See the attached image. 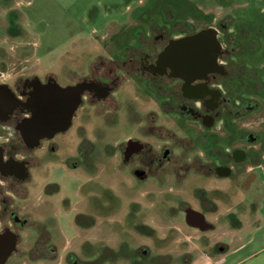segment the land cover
I'll return each mask as SVG.
<instances>
[{"label": "flooded vegetation", "instance_id": "flooded-vegetation-1", "mask_svg": "<svg viewBox=\"0 0 264 264\" xmlns=\"http://www.w3.org/2000/svg\"><path fill=\"white\" fill-rule=\"evenodd\" d=\"M125 10L124 23L92 36L96 48L67 49L41 75L5 81L0 64V84L23 102L0 114L2 156L15 162L0 171V234L16 237L3 264H158L160 220L212 231L219 201L242 189V204L264 184V0H135ZM56 166L115 181L131 205L122 238L59 242L62 210L76 239L94 206L68 214V196H50L57 183L41 187L43 218L19 216L32 171Z\"/></svg>", "mask_w": 264, "mask_h": 264}, {"label": "rangeland", "instance_id": "rangeland-1", "mask_svg": "<svg viewBox=\"0 0 264 264\" xmlns=\"http://www.w3.org/2000/svg\"><path fill=\"white\" fill-rule=\"evenodd\" d=\"M126 6L134 7L135 0H0V64L5 69V81H12L16 77L31 73L41 75L47 66L56 65L67 49L81 51L96 48L92 36H100L112 27L107 26L111 20L118 24L124 23L123 20L127 16ZM8 14L15 17V20L10 22L11 18H8ZM92 176L85 172L67 171L58 166L48 171L33 170L31 173L33 185L29 189L30 198L26 202H21L25 210L19 211V216L27 215L29 224H32L33 218H43L46 213L41 203L43 199L41 187L44 183H57L61 189L50 196L59 198L61 195H67L71 208L69 212L67 211L68 214H71L76 206L82 207L84 203L85 206L88 204L94 206L93 226L90 229L80 228L76 239L77 231L69 227L71 219L62 210L59 242L71 241V245L76 247L82 239H89L98 245L103 241L122 238L124 235L120 232V218L123 216V211H130L131 205L116 197V188L118 189L119 186L117 187L115 181L109 178L105 171L97 170ZM109 181L111 186L107 185ZM251 185L250 190L246 192L248 197L242 204L240 202L234 206L241 201V197H244L245 192L242 189L235 190L237 193L230 198L227 197L223 202L219 201L218 214L208 216L210 220L218 223L217 228L212 231L201 232L197 229H189L180 220L174 223L160 220L158 240L154 247V250L159 252L158 264H189L202 255H215L218 247L224 241L229 242V238L233 236L232 229L235 223H231L229 217L236 215L234 218L238 223H246L253 219L256 207L251 203L255 201L257 205L261 194L253 197L256 193H260V187L257 183ZM77 186H79L78 195H76ZM221 186L228 189L227 181ZM83 197L85 199H82ZM229 211L233 213L227 216ZM257 211L256 213L263 218L264 210L257 209ZM219 213L223 218L221 215L215 220L220 216ZM21 233L26 239H34L29 227L22 228ZM250 234H252L250 231L244 232L241 233V237L245 240ZM36 264L63 263L37 262Z\"/></svg>", "mask_w": 264, "mask_h": 264}, {"label": "crops", "instance_id": "crops-1", "mask_svg": "<svg viewBox=\"0 0 264 264\" xmlns=\"http://www.w3.org/2000/svg\"><path fill=\"white\" fill-rule=\"evenodd\" d=\"M260 187L261 197L255 205L253 219L243 222L241 227H234L233 236L229 238V242L224 241L227 246L218 249L215 255H202L189 264H264V217L256 213L257 209L264 210V184ZM248 231L252 234L249 238L242 239L241 233Z\"/></svg>", "mask_w": 264, "mask_h": 264}, {"label": "water", "instance_id": "water-1", "mask_svg": "<svg viewBox=\"0 0 264 264\" xmlns=\"http://www.w3.org/2000/svg\"><path fill=\"white\" fill-rule=\"evenodd\" d=\"M23 104L22 100L11 92L8 88L7 84H0V114H6L8 109L14 110L18 107H21ZM15 164L14 161H5L2 156V147L0 146V171L3 173H7L8 169ZM202 220L205 221V217L202 216ZM186 219L187 216H186ZM202 221V222H203ZM205 222L202 223L200 229L208 228L207 225H204ZM16 242V237L13 233L6 232L4 234H0V264H3L11 251L14 248Z\"/></svg>", "mask_w": 264, "mask_h": 264}]
</instances>
